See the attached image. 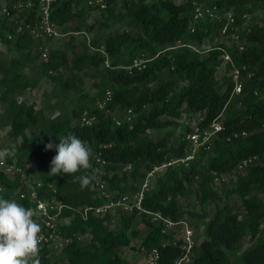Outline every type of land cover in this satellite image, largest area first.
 <instances>
[{
	"label": "trees",
	"instance_id": "trees-1",
	"mask_svg": "<svg viewBox=\"0 0 264 264\" xmlns=\"http://www.w3.org/2000/svg\"><path fill=\"white\" fill-rule=\"evenodd\" d=\"M17 1L26 0H5L12 16ZM256 1L264 13V0ZM203 2L105 0L106 8L97 10L80 0H59L51 5L50 14L57 28L74 24L69 32L85 31L92 36L88 44H81V52L72 47L71 56L65 50L47 49L46 61L41 60V54L45 44L51 41L43 44L27 33H16V21H30L27 13L12 20L0 15V44L7 47L9 54L8 58L0 56L2 117L8 126V136L28 144L21 155L5 160L20 166L29 178L35 179L30 187H21L17 180L0 172V198L14 200L26 209L37 199L56 198L70 208L63 212V217L70 220L62 227V234L71 238V243L57 256L40 247L41 264L61 261L131 264L119 250L131 247V238L138 236L132 228L138 218L147 229L140 248L145 253L157 249L160 264H174L182 254L181 241H174L172 234L162 233V220L152 221L153 214L202 228V240L192 250V264H264V237H258L264 223V200L259 195L264 193V167H248L243 175L232 180L222 197L220 190L214 189L211 175V172L229 175L241 161L264 155V17L263 23L252 21L244 25L247 17L242 16L252 12L247 7L248 0H216L219 8L234 13L243 49L240 51L233 43L216 44L203 53L197 47L206 38L218 34L220 27L218 22L193 23L192 12ZM92 11L101 12V23H84ZM114 22L127 28L108 31ZM223 54L232 60V65L226 66L227 72L232 68L241 71L243 85L238 96L232 95L230 76L226 77L222 92L217 86L216 73ZM135 59L144 60V67L129 72L126 67ZM105 60L109 62L107 68ZM246 74L251 77L246 79ZM84 77L93 80L91 86L98 103L107 91L111 93L104 110L92 107V99L83 92ZM45 80L60 89L63 96L48 114L45 106H38L37 100H26ZM255 91L259 92L257 96ZM128 110L130 121L123 117ZM84 111L97 117L91 126L79 124ZM196 114L203 117L201 127L219 119L222 131L209 150L200 152L189 168L169 167L156 176L144 193L141 211L134 209L130 214L115 216L118 229L110 228L115 217L83 218L74 211L102 203L91 189L95 181L81 188L71 175H49L51 160L57 153L55 149L46 151L45 145L50 141L59 144L60 137L71 133L87 141L92 154L102 153L105 166L94 163L92 154L90 163L100 170L98 180L105 181L110 192L115 196L135 193L152 165L181 158L186 153L187 129L174 145L166 137L148 138L147 131L171 128L183 115ZM115 117L120 120L118 126ZM29 130L35 134L27 138ZM28 156L34 158L31 169L24 168ZM203 160L205 163L201 164ZM127 166L130 169L124 170ZM37 182L42 184V189H35ZM193 186L197 208L183 210L180 199L188 197ZM18 192L24 193L25 198L19 199ZM233 196L239 199L238 206L228 202ZM209 202L215 204L212 216L206 208ZM84 236L89 237L86 242L80 240Z\"/></svg>",
	"mask_w": 264,
	"mask_h": 264
},
{
	"label": "built area",
	"instance_id": "built-area-1",
	"mask_svg": "<svg viewBox=\"0 0 264 264\" xmlns=\"http://www.w3.org/2000/svg\"><path fill=\"white\" fill-rule=\"evenodd\" d=\"M59 0H26L17 1L12 10L15 14L27 13L30 21L24 20L16 21V33H27L34 40L45 44L48 41L55 40L60 37L57 26L51 20V5ZM67 1V0H65ZM88 7L95 8L97 10H104L106 8L105 0H80ZM216 0H204V2L196 6L192 12L193 23L200 22H218L220 24L219 34L221 37L230 39V43H233L241 51L243 49L242 44L239 41L238 29L236 26L235 15L232 10H225L218 7L215 3ZM33 11V14H31ZM1 15L14 19L10 11L6 6L1 8ZM243 15L242 18H246ZM193 30V29H192ZM8 39L11 36L8 35ZM229 43V44H230ZM179 44V43H177ZM194 49V48H193ZM41 60H47V49H44L41 54ZM223 61V62H222ZM222 65H232V60L227 54L221 56ZM145 61L142 59H135L131 64L126 67L130 72L133 69H142ZM109 62L105 60L104 67H108ZM243 70L245 68H242ZM230 79L233 83L232 95H239L242 91L243 79L241 77V71L237 68H232L229 73ZM251 74H246L245 78L249 79ZM254 94L257 96L258 91ZM111 100V93L106 92L105 98L102 102L98 103L97 109L104 110L106 103ZM131 111L126 112V121H130ZM97 121V117L87 111L82 112L79 118V124L81 126H91ZM115 124L120 125L119 120L114 119ZM203 117L199 116L196 122H193L187 129L185 135V141L187 142L186 153L183 157L178 159H171L158 165H152L150 170L146 173L143 182L141 183L139 190L131 194H123L115 196L109 191L108 185L103 180L94 182L91 189L95 194V197L102 200V203L97 206H88L83 209L74 210L79 213L83 218L88 215L96 217H104L106 215L115 217L119 214H130L134 209L141 211V202L144 197L145 191H147L156 176L162 174L169 167H183L189 168L191 163L199 158L200 152H207L213 142L223 129L222 122L219 119L213 120L205 127H201ZM149 132V131H147ZM245 136L246 133H242ZM236 136V135H235ZM92 161L99 166L106 165V161L102 157V153L97 151L92 154ZM205 160L201 162L204 164ZM253 165H261L264 167V155L262 157L252 156L241 161L236 168L229 175H217L215 172H211L214 177V184L228 181L231 178L234 180L237 176L243 175L248 167ZM127 166L124 170H129ZM0 172L9 177L11 180H17L22 187H30L31 179L24 173V170L14 163H9L5 159L0 161ZM35 189H42V184L37 182ZM55 193V191L53 190ZM19 199H24L25 194L18 192ZM33 211V220L41 226V243L40 247H45L50 250L55 256L60 255L63 249L68 246L72 239L64 237L62 234V227L69 224L70 218L63 217V212L68 208L64 203L56 198L51 200H39L37 199L30 207ZM152 221L162 220L163 229L162 233L172 234L174 241H181L182 254L174 261V264H192L193 260V247L194 232L188 226L185 221L172 222L168 219H162L160 215H151ZM159 253L157 249H151L148 253H144V259L142 263L137 264H160ZM59 264H67L65 261H61Z\"/></svg>",
	"mask_w": 264,
	"mask_h": 264
},
{
	"label": "rangeland",
	"instance_id": "rangeland-1",
	"mask_svg": "<svg viewBox=\"0 0 264 264\" xmlns=\"http://www.w3.org/2000/svg\"><path fill=\"white\" fill-rule=\"evenodd\" d=\"M150 1H155V0H148ZM176 3L182 2V0H174ZM5 6V0H0V12L1 8ZM247 7H250L252 12L247 15V18L244 21V25L250 24L252 21H256L258 23H263V17L264 13L261 9V6L259 2L256 0H248L247 2ZM20 14L24 13H19V14H14V17H18ZM1 15V13H0ZM102 22V16L101 12H96L92 11L86 17L84 18V23L85 24H99ZM74 26V24L72 25ZM71 25L65 26V27H58V31L60 33V37L56 38L55 40H52L49 43H46L44 48L45 49H60V50H65L67 51L68 55L71 56V48L75 47L79 52L82 51L81 44L86 43L88 44L89 39L91 38L92 34L89 32H82L81 34H75L69 32L72 28ZM127 27L123 25V23L120 22H114L109 25L108 31H120L124 30ZM231 41L228 38L221 37L220 34H215L214 36L206 38L202 45L200 47H197V50L201 52H206L208 49L213 47L216 44H229ZM0 48L4 49L2 47V44H0ZM90 53H94V50L89 49ZM96 52V51H95ZM98 52V51H97ZM100 54L102 53L99 51ZM6 56L7 58L9 57V54L0 51V56ZM223 62V61H222ZM30 74V71H28ZM229 76V72H227L226 66L221 65L218 68V71L216 73V80H217V86L219 90L222 92L224 90V87L226 85V77ZM92 82L93 80L84 77V86H83V92L85 94H88L90 98L92 99L91 105L93 108H97L98 106V101L96 100V91L92 88ZM2 92V89L0 88V93ZM71 98L73 99L74 96L70 95ZM63 99V96L61 94L60 89L54 88L53 84L50 83L49 81H42L37 85V87L30 93L28 97H26V100L28 101H33L37 100L38 106H45L46 114H48L54 105L58 102H60ZM3 111L4 108L0 104V150L5 149V148H10L12 145H15L16 147V153L13 157H17L22 154V152L26 149L27 147V142L24 141L23 139H11L8 136V126L4 125L3 121ZM200 114H196L194 116H189V115H183L180 120H178L171 128L168 129H162L158 131H149L146 133V136L151 139H159L162 137L168 138L169 142L171 145H174L178 139H180L183 136L184 131L189 128L193 122H196L198 120V117ZM124 119H126V116H124ZM115 120H119L118 117H115ZM120 121V120H119ZM33 133V131L29 130L27 131L26 135L27 138H29ZM15 162V160H13ZM34 167V158L32 156H28L24 160V168L25 169H31ZM33 178V179H32ZM31 180H35L34 177H30ZM232 178L231 181L230 179L228 181H223L217 184H214V189L221 192V197L224 195L226 190L229 188V185L232 183ZM195 187H191L190 194L188 197L185 199H180L181 207L183 210H196L197 208V201L195 199L194 195ZM260 197L264 200V193L259 194ZM17 196V193H13L12 197L15 199ZM220 196V195H219ZM222 202H226V199L222 198ZM230 204L233 206H238L239 205V199L236 196H233L229 199L228 201ZM207 212L209 213V216H212L214 213V208L215 204L213 202H209L206 206ZM117 217L114 218V220L111 222V229H118V225L116 223ZM185 220V219H184ZM189 225V224H188ZM189 227L193 230L194 232V243L197 245L201 240H202V228L195 229L193 226L189 225ZM133 230L138 232V236L136 238H131V247L129 248H121L119 250V253L123 258H125L128 262L131 264H137V263H142L144 259V250L140 248L141 241L143 237L145 236L147 229L145 226H143L140 222V218L137 219L133 223L132 226ZM258 237H264V223L261 226V232ZM89 239L88 236L80 237V240L82 241H87ZM247 242V240H246ZM246 242L244 245V248H246Z\"/></svg>",
	"mask_w": 264,
	"mask_h": 264
},
{
	"label": "clouds",
	"instance_id": "clouds-1",
	"mask_svg": "<svg viewBox=\"0 0 264 264\" xmlns=\"http://www.w3.org/2000/svg\"><path fill=\"white\" fill-rule=\"evenodd\" d=\"M55 149L51 160L50 176L67 174L73 182L79 181L81 188L98 182L100 170L90 163L92 148L87 141L69 133L59 138V144L49 142L45 150ZM15 145L0 150V161L14 156ZM83 171V174L74 176ZM41 226L33 220V211L16 201L0 198V264H41Z\"/></svg>",
	"mask_w": 264,
	"mask_h": 264
},
{
	"label": "crops",
	"instance_id": "crops-1",
	"mask_svg": "<svg viewBox=\"0 0 264 264\" xmlns=\"http://www.w3.org/2000/svg\"><path fill=\"white\" fill-rule=\"evenodd\" d=\"M2 47H3L4 49H1V48H0V51L7 53V47H6L5 45H2ZM28 96H29V95H28Z\"/></svg>",
	"mask_w": 264,
	"mask_h": 264
}]
</instances>
